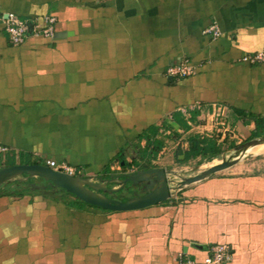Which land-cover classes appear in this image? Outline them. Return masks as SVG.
I'll list each match as a JSON object with an SVG mask.
<instances>
[{"label": "crops", "instance_id": "crops-1", "mask_svg": "<svg viewBox=\"0 0 264 264\" xmlns=\"http://www.w3.org/2000/svg\"><path fill=\"white\" fill-rule=\"evenodd\" d=\"M10 12L54 15L65 34L13 45ZM214 23L218 37L204 33ZM262 50L264 0H0L2 164L54 160L99 180L184 160L191 139L222 150L249 140L264 63L241 58ZM182 59L196 74L167 75ZM147 139L162 144L156 157ZM253 165L131 211L13 182L0 193V264H206L216 244L229 246L226 264H264V168Z\"/></svg>", "mask_w": 264, "mask_h": 264}, {"label": "water", "instance_id": "water-1", "mask_svg": "<svg viewBox=\"0 0 264 264\" xmlns=\"http://www.w3.org/2000/svg\"><path fill=\"white\" fill-rule=\"evenodd\" d=\"M64 34L58 32L55 36L58 38ZM260 145H264V134L225 148L214 158L216 160L190 170L150 166L136 172L111 174L109 178L99 180L67 174L43 163L0 165V193L13 182L28 183L29 189L50 187L62 190L87 204L106 210H137L167 201L184 188L229 170L246 157L263 153L264 150H252ZM38 180L44 183L36 182Z\"/></svg>", "mask_w": 264, "mask_h": 264}, {"label": "built area", "instance_id": "built-area-1", "mask_svg": "<svg viewBox=\"0 0 264 264\" xmlns=\"http://www.w3.org/2000/svg\"><path fill=\"white\" fill-rule=\"evenodd\" d=\"M55 23L56 17L51 14L44 16L42 19H37L22 18L14 12L8 13L7 17L3 21L4 28L10 38V42L16 46L24 43L26 37L29 34L52 38L55 34ZM204 33L212 34L214 37H218L221 34L216 23L211 24L209 27L204 29ZM241 60L249 64H262L264 63V50L244 55ZM196 68V65L192 61L188 59H182L180 62L170 66L167 69V75L177 78L190 77L196 74ZM215 114L214 118L217 116ZM220 120H218V122ZM224 124V120L220 121V128L223 127ZM220 128L218 131L226 134L227 130L224 131L222 128ZM8 151V147L0 144V156L5 157ZM47 164L55 170H59L71 175H78L76 168L66 163H58L54 160H49L47 161ZM115 168H119V166L116 165ZM231 258L232 253L229 246L225 244H216L211 246L208 255L204 259V262L206 264H226L231 260ZM177 264H197V261L194 258L183 257L180 255Z\"/></svg>", "mask_w": 264, "mask_h": 264}, {"label": "trees", "instance_id": "trees-1", "mask_svg": "<svg viewBox=\"0 0 264 264\" xmlns=\"http://www.w3.org/2000/svg\"><path fill=\"white\" fill-rule=\"evenodd\" d=\"M255 120V123H256V127L255 129L252 131V134H251V137L250 139L254 138V137H258V136H262L264 134V117H255L254 118ZM147 142H148V145L152 146V151L151 153H148V151H145L144 154H148L150 156H154L156 157L159 153V151L161 150L162 148V144L154 141H150V139L148 140L147 139ZM222 151L221 148L219 147H216V146H209L207 147L205 142L203 143L202 141H196L194 139H191V145H190V149L188 152H184L185 153V159L184 161H188L190 159H194V158H198V156H202L204 158H206L207 161L209 160H213L214 158L217 157V155ZM142 157H145V155H140ZM124 160V157L122 158V161ZM13 163V161H12ZM26 163V162H25ZM27 163H30L29 161ZM68 195H71L69 193H66ZM171 200V199H169ZM168 200V201H169ZM71 204H77L78 207H86V206H92V207H96V208H99V209H102L101 207H98V206H93V205H90V204H87L79 199L76 198V201L75 202H71ZM102 210H105V211H110V210H106V209H102Z\"/></svg>", "mask_w": 264, "mask_h": 264}, {"label": "rangeland", "instance_id": "rangeland-1", "mask_svg": "<svg viewBox=\"0 0 264 264\" xmlns=\"http://www.w3.org/2000/svg\"><path fill=\"white\" fill-rule=\"evenodd\" d=\"M244 142L245 141H243L241 143H244ZM241 143H238V144H241ZM234 146H236V145H233V146L230 145L229 147L227 145V146H225V148H232ZM259 147H260L259 152L264 150V145H260ZM1 159H0V165H4V164H2L3 160H1ZM214 160H216V159L209 160V161H214ZM6 162L7 161H5V163ZM205 162H208V161L204 157L194 158V159H190L188 161L179 160L176 157L175 160H174V163L171 164V165H169L168 168L169 169H177V170H190V169H193V168L197 167L199 164H202V163H205ZM239 164H246V165H248V164H254L253 165L254 166L253 167L254 170H256L258 167H260V169L264 168V151H263V153L246 157L245 159L241 160L240 163H238L237 165H239ZM149 165H153V164L150 163ZM179 193L177 195H179ZM177 195H175L172 198H175Z\"/></svg>", "mask_w": 264, "mask_h": 264}, {"label": "bare ground", "instance_id": "bare-ground-1", "mask_svg": "<svg viewBox=\"0 0 264 264\" xmlns=\"http://www.w3.org/2000/svg\"><path fill=\"white\" fill-rule=\"evenodd\" d=\"M252 150L255 151V152H259L260 147H259V146H256V147H254Z\"/></svg>", "mask_w": 264, "mask_h": 264}]
</instances>
